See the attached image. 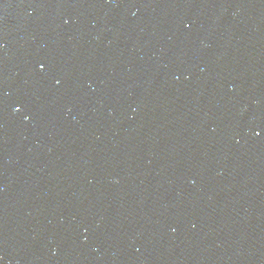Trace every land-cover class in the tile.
Listing matches in <instances>:
<instances>
[{
  "label": "water",
  "instance_id": "water-1",
  "mask_svg": "<svg viewBox=\"0 0 264 264\" xmlns=\"http://www.w3.org/2000/svg\"><path fill=\"white\" fill-rule=\"evenodd\" d=\"M0 264H264V0H0Z\"/></svg>",
  "mask_w": 264,
  "mask_h": 264
}]
</instances>
